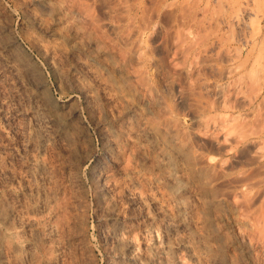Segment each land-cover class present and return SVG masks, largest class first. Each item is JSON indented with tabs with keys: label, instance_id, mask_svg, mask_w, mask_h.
I'll use <instances>...</instances> for the list:
<instances>
[{
	"label": "rangeland",
	"instance_id": "obj_1",
	"mask_svg": "<svg viewBox=\"0 0 264 264\" xmlns=\"http://www.w3.org/2000/svg\"><path fill=\"white\" fill-rule=\"evenodd\" d=\"M5 241L11 264H264V0H0Z\"/></svg>",
	"mask_w": 264,
	"mask_h": 264
},
{
	"label": "bare ground",
	"instance_id": "obj_2",
	"mask_svg": "<svg viewBox=\"0 0 264 264\" xmlns=\"http://www.w3.org/2000/svg\"><path fill=\"white\" fill-rule=\"evenodd\" d=\"M250 10H248L246 7H245V9H243V12H244V14H249L250 12H249ZM242 13V12H241ZM243 14V13H242ZM243 14V15H244ZM243 15H240V16H243ZM235 17H234V20L232 21V22H234L235 23V25L236 24H239V22L241 21V20H239V18L236 16V15H234ZM239 16V15H238ZM233 18V17H232ZM241 19V18H240ZM243 22V21H242ZM245 25V24H244ZM245 27H247V24L245 25ZM13 41V40H12ZM11 42V41H10ZM12 44H15V42L13 41L12 42ZM24 68H25V71L27 70L28 72L29 71H31L32 69H34V67H33V65L30 63V62H24ZM26 71V72H27ZM33 71V70H32ZM31 71V72H32ZM34 72H35V70H34ZM36 73V72H35ZM34 73V74H35ZM33 74V73H32ZM55 103V102H54ZM53 104V103H52ZM60 106V105H59ZM56 107V106H55ZM60 108H62V105H61V107ZM38 112V111H37ZM37 112H36V114H37ZM67 113H65L66 115V117L68 118V121L66 120V126H71L72 128H74V129H79V130H82V123L81 122H79V120H78V115H77V110L75 109V108H70L68 111H66ZM39 113V112H38ZM35 114V112H33V114L31 115V117L32 116H35L34 115ZM38 115H40V114H38ZM30 116V115H29ZM64 116V115H63ZM62 117V118H66V117ZM80 116V115H79ZM37 117H39V116H37ZM37 120V119H36ZM33 121H35V119L33 120ZM38 121H42V120H39L38 119ZM38 121H35L34 123H36V122H38ZM44 122H45V120H44ZM41 123V122H40ZM37 124V123H36ZM42 125V124H41ZM44 125V124H43ZM46 125V124H45ZM45 125L43 126V127H45ZM65 126V127H66ZM38 127L40 128V129H43V128H41L42 126H39V124H38ZM67 128V127H66ZM81 128V129H80ZM151 128H149V127H146L145 129H144V136H150L151 135ZM45 138V137H44ZM40 146V145H39ZM42 152V149H41V147H39L38 148V150H37V152H36V154H34V156H33V162L31 163V168H33V169H36L37 170V172L39 171H42L43 169H44V163L43 162H41V161H38V159L36 158L38 155H40V153ZM167 153V152H166ZM165 152L164 153H161V156H162V158H163V160L164 159H166L167 158V154H166ZM93 156V155H92ZM170 156V155H169ZM167 160H169V159H167ZM163 162V161H162ZM163 164H165L170 170H172V171H174V172H176V171H178V168L179 167H177V166H179L176 162H174L173 163V160H171V162H169V161H167L166 163H163ZM175 164H177V166L175 165ZM36 172V171H35ZM170 176H172V174H170ZM135 198H136V200H137V202H139L140 204H145L146 202H147V200L149 199V197H148V195L147 196H143V194H141V193H138V194H135ZM157 210L158 211H160V212H163L164 214H165V216H166V218H168L169 217V214L166 212V211H164L163 210V208H162V206H160V205H158L157 206ZM15 218V213H13L12 211L11 212H9V213H7V214H5V223H7L8 221H10V220H12V219H14ZM30 223H32L33 224V226L34 225H39L40 224V222H38V221H35V222H30ZM45 228H40V229H37V231H38V233H40V235L42 236V237H48V234H47V232H46V230H44ZM112 230H114V229H112ZM117 229H115V231H116ZM112 232H114V231H112ZM117 233V232H116ZM115 234V233H114ZM198 236H202V234L200 235V233L198 234ZM4 241V240H3ZM123 241V240H122ZM7 241H5V243H4V245L5 246H2L1 247V249L3 248V247H10V248H8L9 249V252L8 253H6L7 254V256H5V257H2V256H0V262H1V264H11V261H10V259H13L12 257L15 255V254H17L18 255V253L19 252H17L18 250H19V245L18 244H10V243H12L11 241H10V243L8 244V243H6ZM17 242V241H16ZM15 242V243H16ZM19 243V242H18ZM0 244H2L1 242H0ZM8 244V245H7ZM20 244V243H19ZM21 244H23V243H21ZM126 244V243H125ZM184 245V247L188 250V251H192L190 248H189V246H188V244H185V243H183ZM3 245V244H2ZM9 245H11V246H9ZM160 245H161V242L160 241H158V240H153V242H152V244H151V246L153 247V248H156L157 247V249L160 247ZM1 246V245H0ZM23 246V245H22ZM131 246V245H130ZM21 247V246H20ZM24 247V246H23ZM22 247V248H23ZM21 248V249H22ZM1 249H0V253H2L1 252ZM5 249V248H4ZM8 249H6V250H8ZM20 251V250H19ZM192 255V257H195V254L194 253H192L191 254ZM16 256V255H15ZM132 258V257H131ZM130 258V259H131ZM13 260H15V259H13Z\"/></svg>",
	"mask_w": 264,
	"mask_h": 264
}]
</instances>
